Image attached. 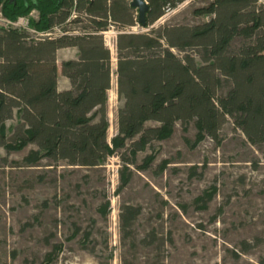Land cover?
I'll return each instance as SVG.
<instances>
[{
  "label": "trees",
  "instance_id": "trees-1",
  "mask_svg": "<svg viewBox=\"0 0 264 264\" xmlns=\"http://www.w3.org/2000/svg\"><path fill=\"white\" fill-rule=\"evenodd\" d=\"M132 0H0L10 20L28 17L32 27L51 36L33 37L25 30L0 28V145L22 151L27 166L43 159L96 167L115 153L125 166L122 189L130 180L138 153L153 141L170 138L178 123L197 128L219 142L231 118L255 146L264 145V5L259 0H210L193 9L196 24L165 23L152 27L185 0H146V26H140ZM139 26L147 31H132ZM58 28L59 32L55 31ZM115 29L117 133L108 141L109 91L113 52L105 34ZM76 47L77 59L58 68L56 53ZM59 71L70 88L59 89ZM17 110L15 139L6 121ZM155 123L147 126V123ZM123 151V152H121ZM158 149L139 169L155 161ZM167 161L163 162V170ZM200 198L208 202L212 199ZM108 203L103 210L107 215ZM141 209L125 206L121 219L132 226ZM53 259L48 260L49 264Z\"/></svg>",
  "mask_w": 264,
  "mask_h": 264
},
{
  "label": "rangeland",
  "instance_id": "rangeland-1",
  "mask_svg": "<svg viewBox=\"0 0 264 264\" xmlns=\"http://www.w3.org/2000/svg\"><path fill=\"white\" fill-rule=\"evenodd\" d=\"M209 1L185 0L152 27L206 22L208 17H195L192 11ZM37 14L28 16L31 27ZM105 38L114 55L111 142L121 105L115 29ZM64 80L59 71V89ZM18 124L15 110L6 121L9 140L15 139ZM197 133L195 123L187 130L178 123L170 138L153 141L138 153L137 166L158 149L155 161L144 170L131 166L130 180L120 190L125 164L119 153L96 167L49 159L27 166L23 158L37 149L35 144L22 151L0 145V264L50 259L49 264H264V145H251L231 118L219 142L208 136L198 142ZM210 192L212 199L203 201ZM125 206L141 209L129 228L121 219Z\"/></svg>",
  "mask_w": 264,
  "mask_h": 264
},
{
  "label": "built area",
  "instance_id": "built-area-1",
  "mask_svg": "<svg viewBox=\"0 0 264 264\" xmlns=\"http://www.w3.org/2000/svg\"><path fill=\"white\" fill-rule=\"evenodd\" d=\"M172 9H167V12H169ZM0 28H16L27 31L29 34H31L33 37L38 36H51L53 33L46 32V33H40L37 32L33 27L29 24V17H19L17 20L12 21L8 19L3 12L0 10ZM55 31L59 32L58 28H55Z\"/></svg>",
  "mask_w": 264,
  "mask_h": 264
},
{
  "label": "crops",
  "instance_id": "crops-1",
  "mask_svg": "<svg viewBox=\"0 0 264 264\" xmlns=\"http://www.w3.org/2000/svg\"><path fill=\"white\" fill-rule=\"evenodd\" d=\"M37 17H38V14H37ZM78 56H79V51L76 47H68V48L59 49L56 53L58 68L59 69L61 68V63L64 60L77 59ZM64 79L65 80L60 90H66L70 88L69 80L66 77H64Z\"/></svg>",
  "mask_w": 264,
  "mask_h": 264
},
{
  "label": "water",
  "instance_id": "water-1",
  "mask_svg": "<svg viewBox=\"0 0 264 264\" xmlns=\"http://www.w3.org/2000/svg\"><path fill=\"white\" fill-rule=\"evenodd\" d=\"M131 6L138 10L140 26H146V13L149 9L148 2L146 0H132Z\"/></svg>",
  "mask_w": 264,
  "mask_h": 264
}]
</instances>
